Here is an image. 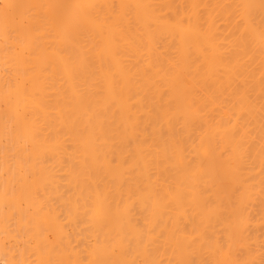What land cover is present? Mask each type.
Masks as SVG:
<instances>
[{
  "label": "bare ground",
  "instance_id": "6f19581e",
  "mask_svg": "<svg viewBox=\"0 0 264 264\" xmlns=\"http://www.w3.org/2000/svg\"><path fill=\"white\" fill-rule=\"evenodd\" d=\"M0 187V264H264V0H0Z\"/></svg>",
  "mask_w": 264,
  "mask_h": 264
},
{
  "label": "rangeland",
  "instance_id": "374dc122",
  "mask_svg": "<svg viewBox=\"0 0 264 264\" xmlns=\"http://www.w3.org/2000/svg\"><path fill=\"white\" fill-rule=\"evenodd\" d=\"M0 188H1V189H0V193H1V192L3 193V191H5V190H3L2 187H0ZM2 190H3V191H2ZM4 203H5V202L3 201V202H2L3 205L1 204V207H2L1 209H2V210L6 209V208H5L6 206H5ZM4 206H5V207H4ZM256 207H259V206H256ZM256 207H254V210H258V211H259V209H257ZM254 210H253V211H254ZM0 211H1V210H0ZM255 212L258 213L257 211H255ZM1 216H2V215H1V212H0V218H1ZM255 216H256V215H255ZM252 217H253V215H252ZM1 237H2V235H1ZM2 238H3V237H2ZM2 240H3V239H2ZM1 242H2V241H1ZM262 258L264 259V257H262ZM262 258H261V259H262ZM261 259H260V260H261ZM263 259H262V261H263ZM262 261H261V263H264V262H262ZM0 263H2V260H0ZM257 264H259V263H257Z\"/></svg>",
  "mask_w": 264,
  "mask_h": 264
}]
</instances>
